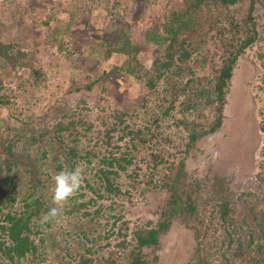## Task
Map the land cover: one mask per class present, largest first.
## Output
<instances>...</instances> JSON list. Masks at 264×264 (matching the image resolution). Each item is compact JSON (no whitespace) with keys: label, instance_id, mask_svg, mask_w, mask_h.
Wrapping results in <instances>:
<instances>
[{"label":"trees","instance_id":"16d2710c","mask_svg":"<svg viewBox=\"0 0 264 264\" xmlns=\"http://www.w3.org/2000/svg\"><path fill=\"white\" fill-rule=\"evenodd\" d=\"M237 1L174 0L173 4L169 3L162 11L160 20L146 27L143 43L132 38V24L123 14H119L124 9L114 6L99 7L100 11L101 7L108 9L110 14L105 25L107 32L103 34L100 33L103 27L93 25V18L88 13L91 9L88 6L81 7L75 0L64 5L59 0H50L51 6L56 7L46 19H40L39 22L43 25L37 33L21 29L24 25L23 17L16 20L14 18V21L8 23L0 18V115L4 108L9 111L4 114L5 117L0 116V212L2 208L7 209L4 215L6 224H0V264H17L27 253L36 257L40 249L42 252L45 250L48 237L51 239V246H56L50 226L59 210L47 190L57 186L66 195L73 192L74 195L84 197L88 194L85 190L87 188L90 191L88 199L74 202L65 210L72 214L84 209L81 211L82 215L91 220L102 214L105 208L113 209L114 202L105 205L98 199L105 194L116 196L121 193L115 178L132 161L127 151L118 155L113 152L102 154L100 164L93 171L95 185L86 178H82L84 184L73 185L65 181V178L62 183L58 179H51L47 174L48 177L39 174L38 169L43 165L50 166L49 161L59 177L62 173H72L79 160L90 165L98 152L93 144L91 147L81 146L79 136L83 135L87 144H91V141L95 144L97 139H102L99 136L102 133L105 137L103 140L110 144L113 131L118 129L119 123H123L124 117L131 112L124 109L112 112L109 115L112 122L102 123L103 132L101 129L94 130L90 122L69 119L65 123V111L70 109L68 105H64L62 109L61 105L59 108L42 107L39 114L31 111L25 114L17 112L16 99L22 95L24 88L28 84L38 87L46 80L47 72L43 65L45 54L40 52V47L54 50V54L62 60L79 54L81 60L91 56L96 61H104L120 54L121 59L113 64L115 70L125 71L139 81L144 80L148 90H156L158 82L164 80L166 86L163 90L168 97L165 95L163 99L170 101L164 112H168L182 94L185 99L180 103L185 112L192 110L197 116L191 120L192 125L188 129L184 151L187 153L198 138L212 134L221 127L225 120L223 106L228 95L234 100L237 98L234 96L236 92L230 91L228 85L239 54L257 38L255 23L252 21L254 0L249 1L247 12V20L252 21L249 32L237 37L236 44L222 43L227 49L226 55L223 54V58L218 55L219 63L214 64L212 72L193 74L183 80H178L177 77L182 75L186 67L191 69L192 63L205 69L210 55L207 56V45L203 47L204 53H200L199 43L206 40L212 26L221 20V17H215L212 10ZM17 9H12L11 13ZM116 16L119 17L118 20H115ZM10 26L19 34H12ZM204 35L205 37H201ZM148 45H154L152 51L148 49ZM214 45L217 49L221 48L219 42ZM83 47L86 49H82ZM141 54L145 57L144 64L140 59ZM104 75L106 72L93 75L86 69L71 67L64 79L66 93H74L84 87L90 88ZM238 98L237 103L233 104L239 106L237 112L251 113L254 102L250 103L249 99L246 102L245 96ZM26 102L33 103L31 99ZM207 106L208 113L212 108L214 110L209 116L202 112ZM132 113L136 114L134 110L130 114ZM77 126H81L83 130L76 129ZM70 127L75 137L66 142L62 134L66 130L70 131ZM121 129L125 135L131 136V141L144 140V133L140 128L133 130L125 124ZM135 145L133 143L134 147ZM33 146L37 153L35 156L29 150ZM160 161L155 159V169ZM168 168L169 172L173 169L174 172L171 175L164 174L165 179L163 177L160 184L168 189V200L158 212L156 221L153 223L148 220L134 228H117L106 236L105 245H110L112 235L115 238L120 236L113 250L108 251L105 257L97 258L91 246H86L83 251L76 253L77 263L160 264L158 255L151 256L148 250H160L164 235L172 223L179 221L192 229L194 240V245L188 250L182 264H264V177L259 178L262 183L256 186L261 187V190L247 189L233 195V190L223 175L214 176L211 181L196 179L192 187L187 185L183 157L178 159L177 165L171 163ZM150 182L151 178L146 184ZM142 188L148 190L146 186ZM18 196L22 207L20 210H13ZM64 198L67 197L64 195ZM90 205H95L92 211L88 209ZM209 207V215L214 218L212 228H209L208 221L205 223V211ZM111 216L114 217V214ZM128 230L130 238L127 237ZM78 231L83 237L88 235L84 228H78ZM5 233L10 241L5 240ZM100 237V232H97L90 238V243ZM69 255L71 256L70 253Z\"/></svg>","mask_w":264,"mask_h":264},{"label":"rangeland","instance_id":"374dc122","mask_svg":"<svg viewBox=\"0 0 264 264\" xmlns=\"http://www.w3.org/2000/svg\"><path fill=\"white\" fill-rule=\"evenodd\" d=\"M59 1L62 2V5L70 3V0ZM249 1L238 0L219 9L213 8V14L215 17H221V20L212 26L206 40L199 43L200 53H204L203 47L207 45V56L210 55L207 58L205 69L202 70L199 65L192 63L191 69L186 67L182 77L179 75L177 77L178 80H183L187 76L192 77L193 74L211 73L212 68L215 67L214 64L219 63L220 56L223 58V54L226 55L227 49L222 43L236 44V38L245 36L249 32L252 21L255 23L257 38L238 57L229 80L228 87L230 91L236 92L234 96L237 98L234 100L228 95L227 102L223 106L225 120L221 127L212 134L198 138L187 153L184 151L188 129L192 125L191 120L197 116L192 110L185 112V108L180 103L185 99L182 94L178 96L168 112H164L170 102L163 99L166 95L163 90L166 86L164 80L158 82L156 90H148L144 85V80L139 81L125 71L115 70L113 64L121 59L120 54L104 61H96L91 56L81 60L79 54L62 60L54 54V50L40 47V52L45 54L43 65L47 72L46 80L42 81L38 87L28 84L24 88L22 95L17 96L16 99L17 112L21 111L25 114L31 111L39 114L42 107L44 109L49 106L59 108L61 105L60 109H62L64 105H68L70 109L65 111L67 114L65 123L69 119L90 122L95 128L94 130L101 129L102 132V123L112 122L113 119L109 116L112 112L124 109L131 112L134 110L136 114H130V112L124 117L125 121L119 123L118 129L113 131L110 144L103 140L105 137L102 133L99 135L102 139H97L95 144L93 141L91 144H87L86 138L83 135L79 136L81 146L89 145L91 147L93 144L94 149L98 152L90 165L79 160L72 173H62V176L59 177L55 173L56 170L52 166V162L49 161L50 166H41L38 169L39 174H44L42 177L49 176L51 179H58L62 183L65 178V181H69L73 185L84 184L82 178H86L95 185L93 180L96 177H94L93 171L100 164L102 154L107 155V152H113L118 155L127 151L130 153L132 161L115 178L121 188V193L116 196H106L105 194L103 198L98 199L105 205L114 202L112 203L113 209L105 208L102 214L91 220L82 215L81 211L84 209L72 214H68L65 210L74 202L86 201L90 196V191L87 188L85 190L88 194H85L84 197L74 195L73 192L66 195L65 192L59 191L57 186L47 190V193L54 198V204L59 210V214L52 220L50 226L56 246H51V239L48 237L43 252L40 249L36 257L27 253L19 259L17 264H78L76 253L83 251L86 246H91L97 258L105 257L108 251L114 249L120 238V236L115 238L112 235L109 239L110 245H105L106 236L112 231L119 227L134 228L137 225L145 224L148 220H152L153 223L156 221L158 212L166 204L169 194L168 189L161 187L160 184L163 177L165 179L164 174H173L174 169L169 172L168 166L171 163L177 165L180 157L184 158L185 180L191 187L196 179L211 181L214 176L223 175L233 190V195H238L247 189L261 190V187L256 188V186L261 185L262 182L259 178L264 177V0H254L252 21L247 20ZM75 3L80 4L81 7L88 6L91 9L88 13L93 18V25L97 24L99 28L103 27L104 29L100 32L102 34L107 32L105 25L109 21L110 14L109 11L107 12L108 9L101 7L100 11L99 7L107 5L124 9L119 14H123L125 19L132 24V38L143 43V33L146 27L154 24L156 20H160L162 11L167 8L169 3L173 4L174 0H75ZM51 5L50 0H0V18L8 23V21L12 22L23 17L24 25L21 29L37 33L39 27L43 25L39 22L40 19H46L47 15L56 7V5ZM12 9L17 10L11 13ZM115 18V20L119 19L118 16ZM85 19L88 21L87 17ZM14 29L9 27L12 34H19ZM201 37H205V35ZM216 42L221 44V48L215 47ZM153 48L154 45H148L150 51ZM82 49H86V47ZM140 56L144 64L145 57L142 54ZM76 66L81 70L86 69L89 74L106 72V75L97 83L92 84L90 88L84 87L77 92L66 93L64 79L68 76L69 69ZM166 96L168 97V95ZM241 96L246 97V102L248 99L250 103L254 102L251 113L237 112L239 106H233ZM28 99H31L33 103H27ZM213 111L212 108L208 113L207 106L202 112L209 116ZM7 113L9 111L4 108L0 116L5 117L4 114ZM180 120H184V122H179ZM125 124L133 130L140 128L144 133V140L134 139L131 141V136L122 132L121 128ZM76 129L83 130L81 126H77ZM70 131L66 130L62 134L66 142L75 137L71 127ZM121 135L123 138L120 139ZM133 143L136 144L135 147ZM34 148L33 146L29 150L35 156L37 153ZM155 159L161 160L157 169L153 167ZM150 178L151 182L146 184ZM143 186H146L148 190L145 191ZM185 188L187 189V186ZM64 195L67 198H64ZM94 206L90 205L88 209L92 211ZM21 207L22 201L18 196L13 204V210H20ZM210 210L209 207L205 211V223L208 221L209 228H212L214 218L209 215ZM6 211V208H2L0 212V224H6L4 221ZM111 214H114V217ZM78 228H84L88 235L81 236ZM97 232H100L101 237L93 241V245H91L90 238H93ZM129 234L128 230V238H130ZM3 236L6 241H10L6 233ZM161 244L160 250H148V253L151 256L152 254L158 255L160 264H182L188 250L194 245L193 231L183 223L175 221L164 235Z\"/></svg>","mask_w":264,"mask_h":264},{"label":"flooded vegetation","instance_id":"af4514ba","mask_svg":"<svg viewBox=\"0 0 264 264\" xmlns=\"http://www.w3.org/2000/svg\"><path fill=\"white\" fill-rule=\"evenodd\" d=\"M244 50H245V49H244ZM244 50H243V51H244ZM243 51L239 54V56L243 53ZM233 70H234V68H233Z\"/></svg>","mask_w":264,"mask_h":264}]
</instances>
